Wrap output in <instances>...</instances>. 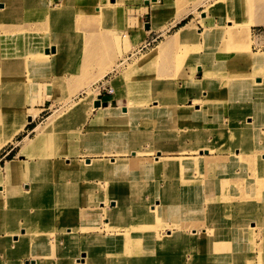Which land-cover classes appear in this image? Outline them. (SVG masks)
Wrapping results in <instances>:
<instances>
[{
  "label": "rangeland",
  "instance_id": "rangeland-1",
  "mask_svg": "<svg viewBox=\"0 0 264 264\" xmlns=\"http://www.w3.org/2000/svg\"><path fill=\"white\" fill-rule=\"evenodd\" d=\"M29 1L25 3L27 8L30 2L42 4L34 5L32 16L46 23L30 27L33 34H38L23 52L30 56L20 57V61L11 60L3 67L12 74L11 77L20 76L18 79L21 80V75H24L22 84L27 89L13 96L24 104L20 113L24 115L22 119L32 116L30 122L25 121L22 130L0 146V174L4 175L0 181V198L3 202L1 210L5 212L4 221H1L0 244L9 246L1 253L4 264H30L31 260L35 264H76L77 258H85L86 255L89 258L85 259L87 264H98L96 259L105 256H109L105 261L111 264H126L123 263V254L126 251L138 254L141 247L152 252L157 260L166 256L170 264L178 262L179 258L188 261L192 250L188 247L186 234L194 231L200 235L204 226L208 230L212 223L208 216L212 211L210 208L215 200L218 204V197L225 196L227 191H235L238 195H231L239 205L246 198L259 199V188L250 176L256 173L253 171L255 164L258 171L264 167V155L255 154L250 143L252 140L262 143L264 152V84H260L261 87L254 85L256 70L250 64L249 55L264 52V22H251L258 10L256 7L264 5V0H249L245 6L240 4L241 0L164 2L163 6L168 8L175 3L183 9L191 6L187 12L194 14L166 32L172 33L176 29L165 40V34L154 36L137 46L128 58L120 59L124 62L120 66H129L127 72H139L141 64L148 65L149 61L173 49L174 66L172 78L157 79L159 88L156 90H159L160 98L153 101V107H146L151 100H135V112L128 114L129 120L134 118L132 127L130 120V130L117 134L132 139L130 147L133 152L121 149L119 151L122 152L113 153L105 141L99 144V139L104 136L99 138L96 135L97 144L92 146L80 139L94 133L89 127L83 133L82 130L83 124L91 118L95 95L102 98L104 94H111L104 90L111 86L102 82L111 75L114 67L107 66L103 51L120 43L117 33L123 15L120 0H82L78 4L67 0L62 9L54 13L53 19V16L48 17L49 11H53L51 9L59 0ZM77 6L84 10L81 12L84 15L82 24L69 15ZM158 8V5L153 8L152 17L156 21L164 12V8L162 12ZM20 12H24L23 7ZM258 12L263 13L264 20V11ZM54 19L57 24H54ZM189 20L194 29L185 39L175 41L178 28ZM101 27L107 29L103 37L98 33ZM134 34L139 37L142 31L131 32V37ZM122 35L129 37L127 32ZM58 40L66 42L65 45H58ZM170 42L176 44L167 48ZM16 43L18 40L13 48ZM128 48L126 46L124 50L128 51ZM94 61L103 63V68L97 72L89 71V65ZM202 63L205 64L204 75ZM106 71L108 73L102 76ZM60 75L63 81L58 84L56 79ZM201 78L203 84L196 80ZM192 80L199 83V93L182 92V85L188 86L187 82ZM136 83L129 82L130 97L135 94ZM51 85L57 92V99L43 89ZM173 89L176 91L171 94ZM160 91L166 92L165 98L162 99ZM201 91H206V103ZM74 92V95L79 93L75 99L70 97ZM11 93L0 92V97ZM89 94V102L80 109L78 120L71 119V108ZM23 96L30 98L26 102ZM168 96L178 108L165 106ZM189 96L193 97L188 100ZM191 102L200 104L202 113H192L191 118L188 117L189 112H181L178 120L174 114L176 110ZM157 105L159 112L154 111ZM152 109L153 113L150 112ZM67 126L69 129H64ZM233 128H242L248 135L242 140L227 135L217 136L224 130L228 134ZM42 131L45 132L38 141L37 150L28 152L32 147L29 141L36 139ZM104 133L108 139L113 134L108 130ZM24 136L29 137L23 138L22 151L28 149L24 158L16 162L20 171L8 176L2 165L7 160L22 158L18 141ZM244 141L246 145L242 147ZM238 147L250 153L251 158H241ZM94 148L99 153L104 151V155L94 153ZM133 153L136 155L132 156ZM62 159L76 161L79 166H84L83 171L63 174L61 179V164L57 161ZM62 163L66 164V161ZM123 165L128 168L125 170ZM116 166L121 167L116 169ZM23 168L31 169L34 176H46V179L38 189L39 194L27 195L22 200L19 189L30 182L23 177ZM261 172L264 176V171ZM46 180H55L56 185L47 186ZM9 184L19 186L15 189V196L8 195ZM12 197H16L15 200L12 201ZM24 215L32 219L24 220ZM262 215L261 223L253 222V217H246L238 229L241 242L248 241L253 246L249 255L252 263L257 264H264V236L261 234L264 211ZM257 229L261 235L259 245L255 244ZM56 235L58 240L54 239ZM257 247L261 258L255 259L253 253ZM238 264L249 263L238 261Z\"/></svg>",
  "mask_w": 264,
  "mask_h": 264
},
{
  "label": "bare ground",
  "instance_id": "bare-ground-1",
  "mask_svg": "<svg viewBox=\"0 0 264 264\" xmlns=\"http://www.w3.org/2000/svg\"><path fill=\"white\" fill-rule=\"evenodd\" d=\"M26 1H29V0H0V92H4V94L8 92H12L9 96L2 95L0 97V121L2 123V125H0V146H2V144L6 143L7 141L11 140L15 134H17L20 130H22V128L25 126V123L30 122V120L32 119L31 115H28L27 119L26 117L24 120L22 119L24 115L21 116L20 113L22 112L24 104L21 99H18L15 96H13V95H16L15 93H18V94L24 93L25 89H27V88H24V85L22 84L24 75H21V80L18 79L20 76L18 78H15V76H12L15 78V80H13L11 79L12 74L6 72L5 69H3L6 63H11V60H13V62H15V59L17 61H20V57L27 58L30 56V54H23V52L26 50L28 45L32 44L33 43L32 41H34L38 37V34H33V32L31 31L32 29L30 27L32 26L35 27L37 23H39L38 25H40V23L41 24L44 23L45 25L46 23L43 20H36L32 16V10L34 8V5H37V4L42 5V4L40 3L34 4L33 2H30L32 1L30 0L29 1L30 4L28 5V8H27L25 6ZM59 1L60 2L55 5V8L51 9L53 11H49L48 17L53 16L52 17L53 19L55 17L54 13L57 10L62 9L64 3L67 0H59ZM74 1H76V3L78 4L82 0H70V2H74ZM83 1L86 2L87 0H83ZM240 4H242V6L248 5L249 0H241ZM158 6L159 8L157 10H160L162 12L164 6L163 5H158ZM21 7L24 8L23 13L20 12ZM256 8L258 9L257 11H255L256 10L255 8H251L256 13L254 15V18H252L251 22L259 24V23L264 22V20L262 19L263 13L259 14L261 12H258L259 10L262 12L264 11V5H261L259 6V8L258 7ZM205 10L203 11L205 12ZM203 11L201 13H203ZM81 12H84V10L81 9L79 6H77L74 9V11L69 13L70 18L74 16L77 20L76 22L82 24L81 18L84 15L81 14ZM161 12L158 13L157 16H160ZM85 15L89 16V14H85ZM53 21H54V24H57L55 19ZM213 27H215V25H213ZM193 29H194V24L189 20L188 22H186L185 24H183L182 26L178 28L174 36V40L181 41L185 39ZM137 37L138 36L134 34L131 38L136 39ZM17 40H18V43H16L15 47L13 48V44ZM65 43L66 42L58 40L57 44L58 45L61 44L63 47ZM212 44L213 43H211L210 45ZM249 57H250V64L256 70L255 72L256 75L253 76V78H255L254 85L264 84V52L254 53V54L249 55ZM255 73L253 72V74ZM28 74L29 72H27V75ZM27 77L29 78V76ZM56 80H58L57 81L58 84H61V81H63L62 76L61 75L58 76ZM202 80L203 79L199 80V82L203 84ZM7 83H8V86H7ZM187 83L190 85L192 84L191 88H193V80L188 81ZM261 86L262 85H260L259 87ZM95 96L97 100L99 94ZM89 97H90V94L87 95L86 99H81V101L76 103V105L71 108L69 112L71 119L78 120V118L80 117V109H83L87 105V103L89 102ZM4 98H7V101ZM29 98L30 97L23 96L22 99H25V101L27 102ZM263 105H264V101H263ZM105 106L106 108H109L108 104ZM188 117H191V113L188 114ZM79 121L83 122L80 119ZM14 124L16 125L15 127H14ZM69 127L67 126L64 129H69ZM224 131L219 132L217 136L219 137V136L227 135V137L229 138L238 137L239 139L242 140L243 136L244 138H246V136L248 135L247 132H245V130L242 128H238L236 130H234L233 128L230 132H228V134H225ZM44 132L45 131H42V133H40L36 137V139L34 140L31 139V141H29V145L30 146L32 145V150L36 148L38 141L41 140L42 135H44ZM118 136H121V135H118ZM120 138H124V137H120ZM97 140H98L97 136L90 135L88 136V138L84 139L83 142L87 143L88 145H96ZM243 143L244 145L242 144V147H245L246 145L245 141ZM250 146H252V149L255 154L264 155V152L261 149L262 143L258 141L253 142L252 140V143H250ZM239 147H241V144ZM239 147L236 149H239L241 158H244V157L248 159L251 158L249 156L250 153H247L243 148H239ZM27 149L28 148H26L24 151H26ZM71 153H75V151H71ZM63 161L64 163L66 161V164H63L62 163ZM156 161L158 162V159H156ZM57 163L61 164V166L59 167L61 168L60 169L61 179L64 178L63 174L71 175L70 173H73V172L79 173L83 171L82 167H84V166H79L77 162L72 159L71 160L62 159L61 161H57ZM132 165H133L132 167H135V164H132ZM260 165H262V163H260ZM120 167L121 166H118V167L116 166L115 168L119 169ZM122 168H125L126 170L128 167L123 165ZM3 169H4L5 174H8V176L15 175L16 173L20 171L19 165L14 162H7L5 166L3 167ZM253 171H256V173H253L250 176V178H253V184L256 186V188H259V191H260L258 194L259 199L258 198H255V199L246 198L243 200V204L240 203L239 205L238 204L239 202L235 200V196L231 195V194H235L237 196L238 193H236L235 191H227L225 193V196L218 197V204H216V200H215L213 206L210 208V210L212 211H210V215L208 216H209V221L212 223L208 227V230H207V227L204 226L205 228L201 230L200 235H198L197 232H194V231H191V232L189 231L188 234H186L189 237L188 247L192 250V257L188 261H182V258H179L178 262L171 263V264H238V261H245L246 263H249V264H257L256 262L252 263V260L249 255V252L253 249V246L248 241L241 242L239 238V230H238L241 225L240 223L241 222L243 223L246 217H253V222H256V223L258 222L261 223L262 221L261 220V217L263 216L262 211H264V176H262L261 171H264V167L261 166L260 171H258L257 166L255 164ZM2 176L0 174V181L2 180ZM23 177H25L26 180H30V182L28 181L24 183L23 189H19L22 200L27 195L31 196L34 193L39 194L40 191L38 189L41 188L40 186L44 185L43 179H46V176L45 177L44 176H34L32 175V170L26 168L23 171ZM46 181H47V186L56 185L55 180H52V181L46 180ZM18 188H19L18 185L9 184L8 195L15 196L16 194L15 189H18ZM15 198L16 197H12L11 200L13 201L15 200ZM2 205H3V202L0 198V228L1 229H3V225L1 224V221H4V217H5V212L1 210ZM216 212H218V215H216ZM256 216L258 217V220ZM30 218L31 217L29 215H24L23 217L24 220H29ZM194 227H198V226H194ZM255 234L257 235V233ZM261 234L262 236H264V230L261 232ZM57 236L58 235L55 236L54 238L55 240H58ZM90 236L94 237L93 234H90ZM257 237H261L260 232H258V235L256 236V238ZM256 238H255V244L259 245V242H261V239L258 242ZM12 239L14 238L12 237ZM90 245H91V242L89 239L88 246ZM8 247H9L8 245L3 246L0 244V264H4V259L2 258L1 253L5 252V249ZM180 249H183V247H180ZM258 249L259 247H257L255 250V253H253L255 259L261 258V256L257 254L256 252ZM87 256L88 255H86L85 258L83 257L77 258L76 264H87L85 260V259H89ZM122 257L124 260L123 263H126V264L128 263L129 264H170L168 262L169 259H167L166 256H163V259L157 256L158 257V260H157L152 252L148 251L147 249L145 250V248L143 247L140 248L138 254H129L126 251ZM108 258L109 256H105V257H100V259H96V256H95L96 262L98 264H111L110 261L109 262L105 261ZM35 263L36 262L34 260L30 261V264H35Z\"/></svg>",
  "mask_w": 264,
  "mask_h": 264
},
{
  "label": "crops",
  "instance_id": "crops-1",
  "mask_svg": "<svg viewBox=\"0 0 264 264\" xmlns=\"http://www.w3.org/2000/svg\"><path fill=\"white\" fill-rule=\"evenodd\" d=\"M165 1L166 0H120L119 6L122 8V14H123L122 15V22H120L121 26L117 30V33L120 35V38H121L120 43L118 45L117 44L110 45L106 49H104V51H103V53H106L105 58L104 57L103 58H104V61H106V62L108 61L107 66L113 65V67H114L111 72L109 71L111 73V75L108 76L106 79H104V82H102L103 84L107 83L113 89V92L111 94H109V95L104 94L102 96V98L100 99L101 102L105 101L106 105L108 104L109 108H106V106L104 107L102 105H100V107H94L92 110L91 118L89 117L90 119L88 120V122L83 124V130H82V133H83V131H85V129H87L89 127L90 130H92L94 132L92 134L90 133V135H95V136L98 135L99 138L103 137V136L106 137L104 140H102L104 137L102 139L100 138L98 142H100L99 144L102 143L101 141H105V143H108L107 146L110 148L112 153L113 152H122V151H119L121 149L122 150H129L130 152H133L132 151L133 149L130 147V146H132V139L126 138L124 136H118L116 134H124V132L129 131L130 130V126H129L130 123H131V127H132V121L134 120V118L131 116L132 119L130 118L131 122L129 123L130 120H129L128 114H133V112H135V110L133 108V107H135L134 102L136 104V102L139 101L137 99H140L141 101L151 100V102L146 106V107L149 106L148 108L150 109V107H153V104H154L153 101H157L156 99L160 98V96H158L160 94L158 92L159 90H156L157 88H159V84H157V82H156L157 79L162 80L167 76L172 78L171 77L173 75V68L172 67L174 66L173 49H170V51H168L165 55H162L160 57H157V58L149 61L148 65L142 66V64H141L140 65L141 68L139 69L140 70L139 72H136L134 70L127 72L129 66H125V67L120 66V64H122V62H123L120 59L122 57H123V59L125 57L128 58V54H130L137 46L141 45L142 43H144L146 41H149L154 36H160L162 34H165L171 28L175 27L177 25V23H179L181 20H183L184 18H186L190 14H194L193 12H189V11L187 12V9L191 6H186L183 9V8L178 7L176 5L177 3H175L174 5L172 4L171 7H169V8L167 6H165L164 12L162 13L160 19L157 21L154 20L152 17L153 12H154L153 8L155 7V5H163ZM170 1L172 3L176 2V0H170ZM195 1L196 0H191L192 3ZM139 29L142 31V35L141 36L139 35V37L136 39H132L131 38V32L137 31ZM175 30H173L172 33L165 34V38L163 40H165L167 37H169L171 34H173L175 32ZM98 31H100L98 33H100V35L102 37L104 34L107 33V29L105 27L98 28ZM125 32H127V35L129 34L130 38L128 36L124 37L122 35L123 33L125 34ZM124 38H126V40H124ZM168 39L166 41H168ZM162 43H164V42H162ZM175 44L176 43L170 42L169 44H167V48L171 45L174 46ZM126 46L129 47L128 51L124 50V47H126ZM174 51H175V49H174ZM167 56L169 57L168 58L169 61H168V59H166ZM103 58H101V59H103ZM132 62L133 61H131L130 63H132ZM137 62H139V61H137ZM97 63H98V66L95 67V65ZM145 63H147V62H144V64ZM202 64H203V75H204L205 64L204 63H202ZM103 65L104 64L101 62L94 61L89 65L90 66L89 71L97 72L103 68ZM128 65H129V62H128ZM117 66H120V67L116 68ZM107 71L102 76L106 75L108 73ZM203 75H202V78H203ZM102 76H101V78H102ZM201 79H196V80L199 81ZM134 81H137L136 90H133L134 92L132 91L135 94L131 95V97H130V95H129V82H134ZM198 85H199V83L198 84L193 83V88H191L192 84L191 85L188 84V86L182 85L181 90L184 93L195 92L196 94H198L199 93L198 91H200V89H201V88L198 89ZM162 88L165 90L164 86ZM187 88H188V90H187ZM43 89L46 92V94H52L56 97V99L58 98L57 92H56L54 86H52V85L49 87L46 86V87H43ZM133 89H134V87H133ZM175 91H176V89H173L171 94L175 93ZM201 92H203L204 100L207 99L206 91H201ZM161 93H162V99L165 98L166 92H161ZM74 94H75V92L70 95V97L73 99H75L76 96L79 95V93H77L76 95H74ZM190 97H193V96H189L188 100ZM169 98H170V96L167 97V102H166V104L164 103L165 106L169 107V108L171 106L176 107L175 102H173V101L171 102L169 100ZM184 99H186V98H184ZM135 100H137V101H135ZM204 103H206V100L204 101ZM194 104H195L194 102H191V104H188L187 106H184V107H180L179 110H176V112L174 113L176 115V118L179 120L181 112H189L191 114L195 113V115L201 114L202 113V111H200L201 105L200 104L194 105ZM146 107H143V108H146ZM176 108H178V107H176ZM38 110H41V109L39 108ZM157 110L159 112V110H160L159 105H157V108L154 111H157ZM173 110H175V109H173ZM152 111H153V109L150 110V112H152ZM172 115H173V113H172ZM190 121H191V119H190ZM185 122L188 123L189 121L185 120ZM196 126H197V124H196ZM190 127H192V126H190ZM106 130L113 133V134H110V139H108V136L104 135L105 134L104 132ZM33 135L31 137L24 136L18 141L19 142L18 143L19 144L18 150H19L20 156L22 158H19L18 160H11V159L7 160L4 163V165H2V167H4L7 162L16 163V162H19L20 159L24 158V155H26V151H22L23 138H25V137L32 138ZM120 137H124V138H120ZM84 139H86V138L83 137L80 141L83 142ZM84 144H86V143H84ZM111 145H113V146H111ZM37 146H36V149L33 151L37 150V148H38ZM111 148H114V149H111ZM31 149H32V147L29 148L27 151L30 152V151H32ZM93 151H94V153L104 155L103 154L104 151H102L101 153H99L100 151L96 152L97 151L96 148H94ZM134 155H136V154L133 153L132 156H134ZM120 158H126V157H120ZM86 160H89V159H86ZM256 233H258V229H257ZM256 239L259 242L261 238L257 237ZM258 253L259 252L257 250V254ZM263 257H264V255H263Z\"/></svg>",
  "mask_w": 264,
  "mask_h": 264
},
{
  "label": "water",
  "instance_id": "water-1",
  "mask_svg": "<svg viewBox=\"0 0 264 264\" xmlns=\"http://www.w3.org/2000/svg\"><path fill=\"white\" fill-rule=\"evenodd\" d=\"M101 95H99L98 96V98H97V100H94L93 101V106L94 107H98V106H100V105H102V106H105L106 105V102L105 101H103V102H101ZM30 120V119H29ZM83 256V255H82Z\"/></svg>",
  "mask_w": 264,
  "mask_h": 264
},
{
  "label": "built area",
  "instance_id": "built-area-1",
  "mask_svg": "<svg viewBox=\"0 0 264 264\" xmlns=\"http://www.w3.org/2000/svg\"><path fill=\"white\" fill-rule=\"evenodd\" d=\"M149 43H147V45H148ZM147 45H144L143 47H146ZM143 47H141V48H143ZM100 88H102V86L100 87ZM104 90H105V92H107V93H112L113 92V90L111 89V88H109V89H105L104 88Z\"/></svg>",
  "mask_w": 264,
  "mask_h": 264
}]
</instances>
